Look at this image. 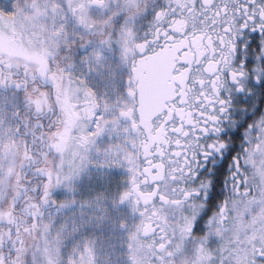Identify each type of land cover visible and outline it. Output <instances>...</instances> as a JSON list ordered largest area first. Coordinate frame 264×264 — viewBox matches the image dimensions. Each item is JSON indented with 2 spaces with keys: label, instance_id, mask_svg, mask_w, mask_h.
I'll list each match as a JSON object with an SVG mask.
<instances>
[{
  "label": "snow or ice",
  "instance_id": "1",
  "mask_svg": "<svg viewBox=\"0 0 264 264\" xmlns=\"http://www.w3.org/2000/svg\"><path fill=\"white\" fill-rule=\"evenodd\" d=\"M0 264H264V0H0Z\"/></svg>",
  "mask_w": 264,
  "mask_h": 264
}]
</instances>
